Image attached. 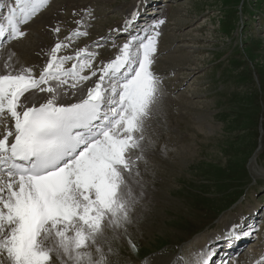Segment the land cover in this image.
<instances>
[{"label": "snow or ice", "instance_id": "snow-or-ice-1", "mask_svg": "<svg viewBox=\"0 0 264 264\" xmlns=\"http://www.w3.org/2000/svg\"><path fill=\"white\" fill-rule=\"evenodd\" d=\"M49 3L11 0L0 22V264H131L113 243L128 238L137 250L129 227L148 183L141 165L147 172L152 122L163 114L165 89L154 64L165 20L149 22L120 45L113 40L117 54L95 67L99 53L88 45L59 55L88 35L75 20L37 73L5 45L24 37L22 26ZM139 15L138 5L111 31L123 34ZM52 31L58 34L59 24ZM249 167L255 171L254 159ZM250 235L233 225L227 239ZM215 255L206 246L177 264H212Z\"/></svg>", "mask_w": 264, "mask_h": 264}, {"label": "rangeland", "instance_id": "rangeland-1", "mask_svg": "<svg viewBox=\"0 0 264 264\" xmlns=\"http://www.w3.org/2000/svg\"><path fill=\"white\" fill-rule=\"evenodd\" d=\"M140 4L145 1L50 0L35 17L57 11L47 24L51 30L61 27L58 34L52 31V41L64 40L77 27L74 21L82 20V30L92 36L80 37L59 55H74L88 45L99 53L95 67L102 66V58L107 62L115 57L118 49L112 41L120 45L127 38L108 33L122 28ZM6 8L0 13L1 22ZM143 9L133 34L147 22L165 20L154 69L165 91L172 93L164 100L162 116L152 122V138L154 148L161 145L166 154L159 149V157L148 156L145 195L151 200L147 212L136 218L142 220L138 227H129L137 250L131 249L128 238L115 241L113 247L131 264L187 258L208 246L209 237L225 233L224 227L228 231L243 213L248 217L259 207L255 228L249 223L243 227L251 235L239 261L244 255L259 257L264 248V0H147ZM35 34L26 29L24 37L5 48L24 46L27 50L21 56H36L38 73L48 57L47 49L38 51ZM99 36L108 41L95 48L91 40L99 41ZM69 62L68 68L76 61ZM251 157L257 163L255 173L250 170L248 176ZM224 262L232 264L234 259Z\"/></svg>", "mask_w": 264, "mask_h": 264}, {"label": "bare ground", "instance_id": "bare-ground-1", "mask_svg": "<svg viewBox=\"0 0 264 264\" xmlns=\"http://www.w3.org/2000/svg\"><path fill=\"white\" fill-rule=\"evenodd\" d=\"M8 1L7 0H3V1H1L0 0V3H3L4 5H5V7H7V4L9 3H7ZM1 11H2V9H0V13H1ZM55 12V14H53ZM132 13V12H131ZM1 15V14H0ZM38 15H40V14H38ZM50 15H54V16H56L57 15V11H53V12H51V14H43V18H42V15H41V18H36V17H34L28 24H26V25H23L22 26V30H24V31H26V29H28V30H31L32 31V34H33V32H35L36 34H35V39L38 41V51H39V49H41L42 47H43V49L45 50V49H50L51 47H53L54 46V44L56 43V41L54 40V41H52V36H51V34H52V30L49 28V26L47 25L48 24V20L51 18L50 17ZM130 15V14H129ZM53 16V17H54ZM57 17V16H56ZM50 23H51V21H50ZM28 32V31H27ZM118 36H121L120 34L118 35ZM28 38V37H27ZM31 40V39H30ZM15 41H17V40H15ZM48 43L50 44V45H48ZM37 44V43H36ZM16 45V44H15ZM8 47V46H7ZM7 47H6V49H7ZM16 47V46H15ZM8 48H10V47H8ZM14 51H16V53H15V59H17V60H19V62L21 63V64H23V63H30V64H32L33 66L35 65V63H36V61H38L36 58V56H33V54H30L29 55V57H24V56H21V55H23L24 53H26V48H24V46H19V48H14L13 49ZM12 49H11V51H13ZM46 50V51H47ZM108 61V60H107ZM45 62H46V60L43 62V63H40L39 64V68L40 67H42L44 64H45ZM102 62H106V60H105V58H102ZM189 70V69H188ZM96 79V77H94V80ZM166 94H168V91L166 90L165 91V95ZM167 99H169V98H167ZM164 106V105H163ZM154 130H155V128H154ZM156 132V131H155ZM158 135V134H157ZM155 137H156V134H155ZM153 139V138H152ZM171 140V139H170ZM154 141V140H153ZM156 141V140H155ZM161 147V145L159 146L158 145V149L157 150H159V149H161V150H163V152L166 154V152H165V147H163V148H160ZM157 150L155 149V148H153V151L149 154V156L150 155H156V157L158 156V155H161L160 153L158 154L157 153ZM161 152V151H160ZM164 154V155H165ZM155 157V158H156ZM159 157V156H158ZM254 160H255V164H256V162H257V158H254ZM156 164H158V163H156ZM150 167V166H149ZM154 167V166H153ZM157 167V166H156ZM155 167V168H156ZM153 168L151 167V170H152ZM156 170V169H155ZM158 170V169H157ZM141 171H142V174H143V177H144V179L145 180H147V179H149L150 177H148L147 176V172H144V170H143V165H141ZM148 171H149V173H150V169L148 168ZM152 172V171H151ZM252 172H254L255 173V171H253L252 170ZM152 174V173H151ZM146 186V185H145ZM136 193H137V195L139 194V190L137 189L136 190ZM145 193H146V189H145ZM151 198V196L148 194V195H145L144 194V197H143V199H142V201H141V204L140 205H138L137 206V208H136V212H135V216H136V218H138L139 216H141L142 214H143V212L144 211H146V209H147V205L149 204V202H150V199ZM148 210V209H147ZM147 212V211H146ZM142 219V218H141ZM254 219H256V218H254ZM142 222V220L140 221V222H137V220H135V222H134V224L131 226L132 228H137L138 227V225L140 224ZM232 229V228H231ZM130 230H132V229H130ZM142 230V229H141ZM230 230V229H229ZM228 230V231H229ZM133 231H134V229H133ZM133 231H131V232H133ZM227 231V230H226ZM227 231V232H228ZM130 232V231H129ZM135 236V235H134ZM131 238H132V236H130ZM210 238H213L211 241H208L207 242V244L208 243H210V242H213V241H215V244H221V243H223L225 240H220V239H218V238H215V237H209V239ZM238 242L236 243V246H235V248H240V247H242V245H243V242H242V240L241 239H239V240H237ZM238 243H239V245H238ZM115 245H117V244H115V243H113V246H115ZM212 245V244H211ZM199 247V246H198ZM195 248H196V246L194 245L193 247H192V251H195ZM118 249V248H117ZM189 249V248H188ZM199 249V248H198ZM203 249H205V247L204 248H202L201 247V250H203ZM230 251L231 250H225V252L223 253V255L224 256H222V258H224V259H227V256H228V254L230 253ZM120 252V251H119ZM260 257H254V256H252V255H250V256H248V257H246L245 255L244 256H242L243 258L242 259H244L243 260V262H242V259H240V262H242L241 264H256V261L257 260H259L262 256H264V248L260 251ZM242 255V253L239 255V256H241ZM238 256V257H239ZM173 260V259H172ZM168 260V259H165V258H162V259H160V260H151V261H149L148 260V264H177V261L178 260ZM238 262V260L236 259L235 260V264H240L239 262ZM212 264H214V262H213V260H212Z\"/></svg>", "mask_w": 264, "mask_h": 264}]
</instances>
